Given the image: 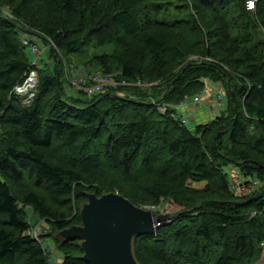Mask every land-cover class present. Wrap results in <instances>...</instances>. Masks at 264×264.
Returning <instances> with one entry per match:
<instances>
[{"label":"trees","instance_id":"obj_1","mask_svg":"<svg viewBox=\"0 0 264 264\" xmlns=\"http://www.w3.org/2000/svg\"><path fill=\"white\" fill-rule=\"evenodd\" d=\"M7 2L14 18L0 7V108L7 134L18 142L0 143V217L12 227L0 224V264L49 263V253L28 233L24 206L44 216L53 213L34 192L22 204L14 181L29 173L68 194L75 183L83 185L85 175L108 180V171L122 178L96 186L103 190L98 195L117 189L137 205L156 204L163 195L193 208L155 233L135 237L141 264L254 261L264 250V0L254 10L243 0ZM22 31L67 54L87 55L95 48L87 64L95 71L159 84L79 94L77 103L59 98L61 106L50 112L39 102L27 107L8 102L1 93L39 68L31 63ZM56 81L45 77L42 91ZM209 82L224 86L227 105L217 119L191 129L172 115L174 106ZM162 102L169 105L166 112L158 107ZM56 140L72 155L68 166L51 161ZM231 166L242 180H259L252 193L237 195L226 170ZM203 181L202 188L192 185ZM53 223L59 230L72 225L66 219ZM85 262L66 253L60 264Z\"/></svg>","mask_w":264,"mask_h":264},{"label":"rangeland","instance_id":"obj_2","mask_svg":"<svg viewBox=\"0 0 264 264\" xmlns=\"http://www.w3.org/2000/svg\"><path fill=\"white\" fill-rule=\"evenodd\" d=\"M7 1L8 0H0L1 10L3 9L8 17L11 16V18H14L12 17L10 5ZM35 34L36 33L33 32H21L22 40L24 38H30L37 41V44L39 45V53H36L30 47H27V52L29 58L31 59L32 65H38L39 67L38 69L33 71L37 78L35 87L26 94L17 93L15 92L16 90H12L11 92H3L1 94L5 97V100L7 99L8 102L15 101L24 107L31 106L39 102L49 112L50 110H54L56 105L61 106L59 98L66 99L75 103L82 102L78 100V97H80L79 94L85 96V92L79 91L73 84L71 79H73L76 74L75 70H73L72 67L76 65H81V68L88 67L87 64L90 61L91 54L94 53L96 49L89 48V54L87 55H82L80 51L67 54L62 49L56 48L53 43L49 42V40H42L41 37H37ZM45 34L42 32L39 33L40 36H44ZM91 69L95 70L94 68ZM82 73L83 71H79L77 74L82 75ZM47 76H50L53 79L57 80V86H55L51 90L43 92L41 87L43 79ZM209 83V85H212L213 88L211 87L203 94V100L201 104L195 105L190 100L191 97H186L188 103H190L189 107L192 109H187L188 115L190 117L188 127H190L191 129H195L198 124L204 123L209 120V97H216L219 91L225 93L221 85L219 86L218 84H213V82ZM201 111H203L204 116L207 117L201 116ZM221 111L222 110H219V112ZM182 113L185 112L181 110L179 114ZM4 114L5 109L0 108V143L12 142L17 145L18 141H16L15 139L12 140L10 135L7 134L8 126H6L4 122ZM71 119L73 120L74 118L72 117ZM226 139L227 136L224 138V140ZM54 145L56 147L54 149L55 157L51 158V161L68 166V163L72 162L73 159L72 155L68 153V148L62 141L59 140H56ZM226 170L229 173V177L232 181H234V176H236L237 172L240 173L234 166L227 167ZM107 174L108 180H106L105 178L101 181H96V179H98V177L96 176L85 175L82 182L83 185L78 187L77 183H75L73 192L68 194H62L59 191L54 190V188H52L48 183L44 181H37L34 176L30 175L29 173H26L24 180L20 182L14 181L12 183V187L14 188V191L21 200L22 204L26 193L34 192L41 198L44 204L53 213L52 217L44 216L34 206H24L26 211V220L29 225L28 233H30L34 238L38 237L37 242L43 247H46L47 253H49V256H51L56 263L60 264L63 261V257L66 253H69L76 257L79 256L83 259L84 252L81 248L80 240L70 239L64 241V238L59 234L60 230L53 223V220L66 219L69 220L72 225L81 224V208L83 203L88 201L87 193L103 192V190L96 189L95 187L99 186V184L104 185L103 187L109 186L114 182L116 184V182L122 178V175L120 174L112 177L111 171H108ZM192 185L195 188H202L206 185V182H194ZM112 191L119 192V190L117 189H114ZM78 193H80L81 197H78ZM239 194L240 193L238 192L237 195ZM233 198L238 199L240 197L234 195ZM198 201L200 202H198L197 205H202L203 201ZM179 204H181V202H178L173 198H166L163 195L160 196V198L158 199V203L156 204L140 202L141 206L153 209L156 215L169 213L171 215V219L181 216L183 211L193 209L191 206L188 208H181ZM0 224H4L8 230L12 229V227H10V225L6 223L4 217H0ZM85 263L90 264L88 262ZM249 264H264V250L261 251L257 258Z\"/></svg>","mask_w":264,"mask_h":264},{"label":"water","instance_id":"obj_3","mask_svg":"<svg viewBox=\"0 0 264 264\" xmlns=\"http://www.w3.org/2000/svg\"><path fill=\"white\" fill-rule=\"evenodd\" d=\"M81 208V224L60 230L64 240L79 239L83 259L90 264H141L134 250L137 235L155 233L171 220L169 213L156 215L119 192H88ZM262 194L248 199L257 200Z\"/></svg>","mask_w":264,"mask_h":264},{"label":"built area","instance_id":"obj_4","mask_svg":"<svg viewBox=\"0 0 264 264\" xmlns=\"http://www.w3.org/2000/svg\"><path fill=\"white\" fill-rule=\"evenodd\" d=\"M246 2L247 8L249 10H254L256 8V3L258 0H243ZM23 43L30 47L34 52L39 53V45L37 44V41H34L30 38H24ZM193 58H197L196 56H193ZM201 59H207L210 60L209 57H200ZM198 59V58H197ZM38 67V65H36ZM81 65L73 66V70H75V76L73 77L72 82L75 85V87L79 91H84L85 94L89 96L96 95L98 93L104 92L105 90L109 88H117L119 86H139L145 89L152 88L153 86H157L159 84V81H151V80H143L141 78L136 79L135 81H127V80H119L117 77H115L112 74L104 73L103 71H95L92 70L89 67H83L81 68ZM36 69L31 70L27 78L24 80V82L18 84L14 91L20 94H26L30 90H32L35 87V82H31V77H33L35 74L33 71ZM79 71H83L82 75L77 74ZM36 76V75H35ZM24 83V85H23ZM219 86L224 89L225 93H222L219 91L216 95V97H209L208 104H209V120L213 121L218 118L220 112L219 110H223L227 105V90L222 86V84H218ZM252 84L248 81V89H251ZM211 87L207 84L203 89L195 94L193 97H191V101L195 105H199L202 103L203 100V94L208 91ZM248 93V92H247ZM190 103H188L187 99L182 100L178 104H176L174 107L176 109V112H173V116L180 119L181 122L185 125L189 124L190 117L187 113L179 114L180 111H186L187 108L190 106ZM158 107L161 111L166 112L168 110L169 105L165 102L159 103ZM218 109V110H217ZM259 184V180L253 177H248L245 180L239 179L238 176H234V181H232L233 188L239 192L242 195H248L253 192V189ZM34 238V237H33ZM38 238V237H37ZM37 238H34L38 240ZM43 247V246H42ZM45 252L47 253L46 247H43ZM48 254V253H47ZM49 263L48 264H58L56 263L53 258L49 257Z\"/></svg>","mask_w":264,"mask_h":264},{"label":"crops","instance_id":"obj_5","mask_svg":"<svg viewBox=\"0 0 264 264\" xmlns=\"http://www.w3.org/2000/svg\"><path fill=\"white\" fill-rule=\"evenodd\" d=\"M210 86V85H209ZM210 87H212L213 88V86L211 85ZM187 109H190V110H192L190 107L189 108H187ZM185 113H187L188 114V112H187V110L185 111ZM201 116H203V117H207V116H204V113H203V111H201ZM209 120H207L206 122H208ZM206 122H204V123H206ZM236 176H238L239 177V174L238 175H236Z\"/></svg>","mask_w":264,"mask_h":264},{"label":"bare ground","instance_id":"obj_6","mask_svg":"<svg viewBox=\"0 0 264 264\" xmlns=\"http://www.w3.org/2000/svg\"><path fill=\"white\" fill-rule=\"evenodd\" d=\"M36 79H37V78H36V76L34 75L33 77H31V80H30V81H31V82H35V81H37Z\"/></svg>","mask_w":264,"mask_h":264}]
</instances>
